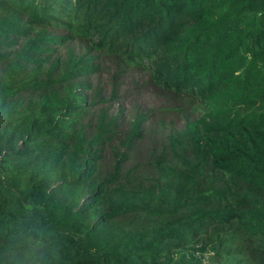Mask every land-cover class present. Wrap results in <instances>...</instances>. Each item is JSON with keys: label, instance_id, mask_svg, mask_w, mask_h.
<instances>
[{"label": "trees", "instance_id": "16d2710c", "mask_svg": "<svg viewBox=\"0 0 264 264\" xmlns=\"http://www.w3.org/2000/svg\"><path fill=\"white\" fill-rule=\"evenodd\" d=\"M64 27L147 62L203 111L146 145L143 115L127 134L108 108L86 124L105 97L77 80L94 70L83 56L49 61L47 42L63 40L49 29ZM207 252L264 264V0H0V264Z\"/></svg>", "mask_w": 264, "mask_h": 264}, {"label": "rangeland", "instance_id": "374dc122", "mask_svg": "<svg viewBox=\"0 0 264 264\" xmlns=\"http://www.w3.org/2000/svg\"><path fill=\"white\" fill-rule=\"evenodd\" d=\"M70 28L49 29L53 36H61L63 40L47 42L53 49L49 61L56 57L67 59L69 55L83 56V63L90 65L94 70L88 73L86 78H78L83 81L82 88L91 98L96 94L105 97V101L96 100L90 107V112L85 118V123L96 121V115L100 108H108L109 114L117 116L120 123L119 131L127 134L131 122L137 116H145L143 126L146 128L143 143H149L151 139L157 140L160 136L149 135L160 130L176 129L185 124L186 117L198 116L203 111L201 101L193 96L173 93L164 88L153 76L151 66L147 62H129L118 54L98 50L94 47L92 36L81 37L73 34ZM35 32V31H34ZM33 32V34H34ZM32 34V35H33ZM29 33L19 36L22 44L28 38ZM45 55V53H39ZM85 79V80H84ZM87 87V88H85ZM143 148L138 159L144 163L146 151ZM105 161L111 157L108 152L104 155ZM213 252H207L203 256V263L212 262ZM200 255V254H198ZM220 264V263H216Z\"/></svg>", "mask_w": 264, "mask_h": 264}]
</instances>
